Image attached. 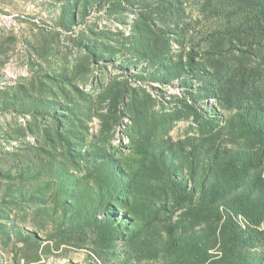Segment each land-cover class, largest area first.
I'll return each mask as SVG.
<instances>
[{
	"label": "rangeland",
	"instance_id": "1",
	"mask_svg": "<svg viewBox=\"0 0 264 264\" xmlns=\"http://www.w3.org/2000/svg\"><path fill=\"white\" fill-rule=\"evenodd\" d=\"M0 264H264V0H0Z\"/></svg>",
	"mask_w": 264,
	"mask_h": 264
}]
</instances>
